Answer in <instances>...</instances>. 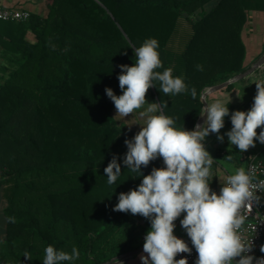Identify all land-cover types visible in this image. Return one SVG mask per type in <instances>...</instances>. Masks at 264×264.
<instances>
[{"label":"trees","instance_id":"16d2710c","mask_svg":"<svg viewBox=\"0 0 264 264\" xmlns=\"http://www.w3.org/2000/svg\"><path fill=\"white\" fill-rule=\"evenodd\" d=\"M33 3L25 21L0 19V193L7 202L0 264H42L48 245L68 253L77 248L80 257L71 264H99L143 246L151 226L140 215L113 211L119 194L142 181L123 164L125 140L139 130L118 124L105 92L122 94L119 66L134 64L132 46L157 39L163 63L157 71L172 68L197 97L165 95L159 82L149 96L167 102L163 112L176 127L194 130L202 91L247 69L248 11H264V0ZM180 31L184 41L177 50L171 43ZM228 108L231 115L232 103ZM221 155L238 166L251 159L264 165V144L259 151L226 148ZM113 156L122 174L108 185L104 168ZM160 167L162 158L141 172Z\"/></svg>","mask_w":264,"mask_h":264},{"label":"clouds","instance_id":"9594fccd","mask_svg":"<svg viewBox=\"0 0 264 264\" xmlns=\"http://www.w3.org/2000/svg\"><path fill=\"white\" fill-rule=\"evenodd\" d=\"M131 48L134 64L119 66L122 94L116 95L111 88H106L105 92L115 106V117L126 118L138 113L144 121L140 131L125 140L127 152L123 158L127 169L138 174L135 177L142 176V181L137 188L121 192L113 208V211L140 215L150 221L143 243L146 255L140 257L142 264H188L187 258L176 259L178 254L192 251L184 240L174 235V222L182 214L180 225L198 254L195 264H264V258L249 254L253 250V238L244 236L247 231L244 226L253 205L261 200L256 193L264 192V179L257 178L254 167L240 166L225 177L219 193L210 187L215 160L204 142L210 134H216L223 142L224 136L219 133L230 115L231 100L226 104L219 97L211 101L201 97L202 105H206L199 114L206 116L203 125H196L194 130L176 127L175 120L163 112L166 101H146L148 90L156 87L154 82H159V91L165 95L189 93L196 98V89H189L184 78L174 76L170 67L157 71L163 68L157 39H145L139 47ZM259 67L264 73V65ZM197 69L202 71L203 66L197 65ZM253 83L256 95L250 110L233 111L231 130L225 134L229 144L236 146L240 153L255 147L256 141L264 144V130L257 132L258 128L264 129V76L254 78ZM158 158H162L164 167L153 168L150 174L143 175L141 168ZM226 158L232 160L231 155ZM104 173L108 185L121 176L116 156L104 168ZM9 222L14 220L10 217ZM260 252L264 253V245L260 246ZM23 257L32 259L27 251ZM79 257L80 252L75 247L68 253L48 245L42 264H71Z\"/></svg>","mask_w":264,"mask_h":264},{"label":"crops","instance_id":"0c3cea01","mask_svg":"<svg viewBox=\"0 0 264 264\" xmlns=\"http://www.w3.org/2000/svg\"><path fill=\"white\" fill-rule=\"evenodd\" d=\"M0 2L5 6L24 7L30 10H32L35 6L33 3V0H0ZM249 11H252L253 13H258V14L264 12L260 10H249ZM248 18H249V13H248ZM262 29L260 28V26H258L255 28V32L264 31V26ZM244 38H245V30H244ZM251 40L252 39L250 38V40L247 41V39L245 38V42L247 46V57H246L247 67H249L258 57H260L264 53V37H262L261 39L257 41L255 40V42H252ZM254 43L256 44L254 45ZM262 76H264V73H262L259 68L252 74L248 75L247 77L235 82L233 89L229 91H226L223 89L216 90L208 94L207 98L209 99V101H211L212 99L219 97L223 99L225 103L231 100L230 102L232 103L231 113L236 110L248 111L250 110L253 104V98L256 95V85L255 83H253L254 78L262 77ZM1 77H2V73L0 72V79ZM113 115L114 117L116 116L115 108L113 110ZM115 119L118 122V124H123L126 127L133 128L139 131L141 129V126L144 124L143 119L139 117L138 113H134L132 116L129 115L126 118L115 117ZM231 127L232 125H231V120H230L229 122L225 124L224 128L221 129L219 135L224 136L223 142L217 139L216 134H210L204 142L207 151L211 154V156L215 160V162L212 165L213 179L210 180L209 182H210L211 189L217 193H219L220 188L222 187L221 183H223L225 177L231 174L232 170L235 167H240L236 165L234 162L226 160L221 155V151H224V149L226 148L238 149L236 146L229 144L228 137L225 135L228 131L231 130ZM259 131L260 130H257L258 133ZM255 145H256L255 147L250 148L248 151H259L260 148L263 146V144H261L259 141H256ZM6 205H7V202L3 194L0 193V210L3 212L4 215H5L4 208L6 207ZM180 219H183V214L181 215L180 218H178L174 222L176 224V227L174 229V235H176L177 237H178V234H180V229L182 228L180 225ZM6 223H7V218H6ZM181 230H182L181 231L182 237L180 238L185 241L187 238V234L183 228ZM5 233H6V224L4 226V229L0 232V240H3V238L5 237ZM146 234L147 233L143 234V238H145ZM141 255H146L145 253H143V250L119 262L120 264H142L140 260Z\"/></svg>","mask_w":264,"mask_h":264},{"label":"built area","instance_id":"2783aa9c","mask_svg":"<svg viewBox=\"0 0 264 264\" xmlns=\"http://www.w3.org/2000/svg\"><path fill=\"white\" fill-rule=\"evenodd\" d=\"M30 17V11L28 9H22L17 7L5 6L0 2V19L1 20H16V21H25ZM254 167L258 179H264V165L261 161L251 159L246 165V169ZM261 197V200L258 204H254L252 211L248 217V220L245 223V228L247 231L244 232V236L247 239L253 238V250L249 253L255 258H264V253L260 252V246L264 245V201L262 197L264 192L257 191L256 193ZM251 225L252 227H249ZM253 228H256V231H253ZM146 236V235H145ZM185 242L192 249L191 254L181 253L176 256V259L187 258L188 264H195L197 259V253L195 248L191 244L190 238L187 236Z\"/></svg>","mask_w":264,"mask_h":264},{"label":"water","instance_id":"95a60500","mask_svg":"<svg viewBox=\"0 0 264 264\" xmlns=\"http://www.w3.org/2000/svg\"><path fill=\"white\" fill-rule=\"evenodd\" d=\"M261 65H264V53L260 57H258L249 67H247L246 70L238 72L235 75L229 77L225 81H222V82H220L218 84L206 87L202 91L201 97H207L208 94H210V93H212V92H214L216 90L223 89L227 85H229L231 83H235V82L247 77L248 75H250L253 72H255L257 69H259L260 68L259 66H261ZM204 106H206V105H204ZM205 119H206V116H204V117L199 116V118H198V120H197V122L195 124V127L198 124L199 125H203ZM195 127H194V129H195ZM142 250H143V246H141L139 248H136V249L129 250V251L123 253V254L115 256L112 259H110L108 261H105V262H102V263H99V264H113L114 261H121L123 259H127V258L139 253Z\"/></svg>","mask_w":264,"mask_h":264},{"label":"rangeland","instance_id":"374dc122","mask_svg":"<svg viewBox=\"0 0 264 264\" xmlns=\"http://www.w3.org/2000/svg\"><path fill=\"white\" fill-rule=\"evenodd\" d=\"M248 13H249V18H248V22H247V24L245 26V38L247 39V41H249L250 38H251L252 39L251 41L255 42V40L257 41V40L261 39L262 37H264V31L255 32V28L256 27L260 26V28L262 29L263 26H264V12L258 14V13H253L252 11H249ZM182 25H183V27H185L186 26L185 22H183ZM178 33H180V35H177L176 38H174V40L171 43V46H173L177 50H180L182 45H183V41H184L183 37L184 36H183V33L181 31L178 32ZM253 36H254V38H253ZM256 43H254V45ZM149 95L150 94L147 92L146 101L148 103H152V100H151ZM145 107H146V105H145ZM5 224H6V217L3 214V212L0 210V232L4 229ZM181 229H180V234H178V238L182 237L181 236V231H182ZM6 250L7 249L5 248L4 252Z\"/></svg>","mask_w":264,"mask_h":264}]
</instances>
